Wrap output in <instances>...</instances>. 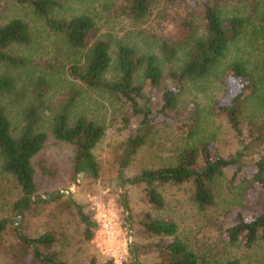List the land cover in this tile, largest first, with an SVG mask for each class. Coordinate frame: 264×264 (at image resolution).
<instances>
[{
	"label": "trees",
	"instance_id": "obj_1",
	"mask_svg": "<svg viewBox=\"0 0 264 264\" xmlns=\"http://www.w3.org/2000/svg\"><path fill=\"white\" fill-rule=\"evenodd\" d=\"M15 1L34 8L36 14L46 18L49 30L67 48L66 59L74 57L67 72L80 85V89L66 93L61 99H49L51 81L47 76L52 79L57 77L64 63L59 67L57 61L39 63L27 55H14L12 50L16 47L31 49L35 44V35L29 24L18 18L0 24V164L2 171L14 177L22 189V197L16 202L15 209L27 212L38 201L37 172L33 160L42 152L50 136L76 146L79 173H86L89 169L92 175L98 176L93 150L104 138L106 129L86 116L72 120V112L84 91H100L119 101L122 108L130 112V116L123 113L120 117L121 126L127 128L132 125V117L136 120L135 134L127 139L119 161L121 179L134 156L156 129L175 125L192 142L181 151L174 166L144 170L124 183L144 185L148 204L160 209L165 202L158 186L191 182L195 202L201 210H207L216 203L215 181L232 171L231 181H240L243 189V202L248 197H255L261 210L252 218L236 212L231 223L220 225L222 233L232 244L243 242L247 248L264 242V123L260 133L249 128L245 137V111H242V107L253 100L260 101V105L264 106V94L259 95L258 80L246 63L234 61L219 70L231 47L247 28L253 27L264 42V9L259 10L257 4L253 5L256 0H190V10L181 19L175 36H168L161 42L162 58L166 64L173 66L168 73H164L156 56L139 54L134 47L125 44L113 48L110 41L97 38V23L91 14L70 19L54 18L52 12L63 7L59 0ZM121 1V14L138 23L150 16L157 2ZM230 1L247 2L250 6L247 15L225 14L224 8ZM4 2L0 0V12ZM79 52L82 56L78 55ZM182 55L184 60L177 66ZM40 65L48 66L44 70L49 71L35 79V71L42 67ZM141 71V82H138ZM262 71L264 79V61ZM212 76L221 82L222 79L223 82L225 79L226 82L232 80L239 86V91L230 102L217 104L213 111L195 110L185 114L178 111L179 99L185 90L191 84L209 80ZM165 80L169 86L158 93ZM9 103L22 111L21 126L16 133L8 115L11 109ZM210 113L211 117L220 121L219 133L207 141L208 138L201 139L199 136L202 133L201 124L206 114ZM251 122L248 124L251 125ZM46 123L49 130H46ZM226 130L235 142L228 156L222 155L221 145ZM41 171L48 174L44 165H41ZM71 202L84 226L86 240L92 241L97 224L81 205ZM12 224V220L0 221V243ZM139 224L146 234L161 238L154 245L159 255V261L154 264H211L207 255L201 256L179 238V227L175 222L147 213ZM14 231L18 244L9 251L14 264H66L55 253L44 256L40 252L41 247L49 249L56 243L54 236H26L20 225ZM164 238L170 240L166 242ZM133 259L136 260L135 254ZM226 264L235 263L227 261Z\"/></svg>",
	"mask_w": 264,
	"mask_h": 264
},
{
	"label": "rangeland",
	"instance_id": "obj_2",
	"mask_svg": "<svg viewBox=\"0 0 264 264\" xmlns=\"http://www.w3.org/2000/svg\"><path fill=\"white\" fill-rule=\"evenodd\" d=\"M61 9H55L52 17L70 19L73 16L91 14L97 23V38L110 41L113 48L118 44L134 47L139 54L153 55L158 58L159 65L168 73L172 64H166L161 55V42L168 36H175L176 28L181 19L186 17L192 1L171 2L157 0L152 12L143 22L121 14V0H59ZM259 10L264 9V0H256L253 5ZM250 6L247 2L230 1L224 8V13L247 15ZM27 22L35 35V44L29 48L16 47L12 53L17 56L32 57L39 63H53L64 67L59 69L57 77L52 79L49 99L56 101L66 93L80 89V85L68 74V66L74 57L67 58V48L60 44L56 36L47 26L46 18L36 14L34 8L19 5L15 0H5L0 12V24L12 19ZM78 55L82 56L79 52ZM58 57V59L56 58ZM184 56L176 63L181 65ZM234 61L246 63L248 70L256 77L259 84V95L264 94L263 61L264 42L259 38L253 27L247 28L242 36L233 44L230 52L221 63V69ZM42 66V65H40ZM48 66L39 67L34 78L45 75ZM49 75V74H47ZM110 77V75H109ZM142 71L137 77L141 82ZM169 83L165 80L157 90H164ZM239 86L229 80L222 82L214 76L209 80L191 84L179 99L178 111L182 114L190 111H213L217 104H226L239 91ZM10 104V103H9ZM9 118L13 130L20 128L22 122L21 108L10 104ZM244 112L243 134L248 136V129L260 133L264 123V106L260 101L253 100L242 107ZM130 112L122 108L119 101L100 91H84L72 112V120L86 116L102 124L106 129L104 138L93 150L98 165V176L89 173H79L76 167V146L59 142L50 136L42 152L33 160L36 168L35 183L38 200L30 210L23 212L14 208L22 197V189L14 177L4 173L0 164V221L12 220L11 225L0 243V264H14L10 249L18 244L14 229L20 225L21 231L30 237L50 234L56 243L49 249L41 247L44 256L55 253L59 260L66 264H154L159 261V255L154 247L161 238L146 234L139 222L147 213L167 221L175 222L179 227L178 236L191 249L201 256L207 255L209 262L235 264H264V242H259L252 248L244 246L243 242H229L220 225L231 223L236 212L252 218L260 213L255 197L243 202L240 181H231L233 172L215 181L216 203L207 210H201L193 197V183H168L157 187L165 205L163 208L151 207L146 199L144 185H131L130 180L144 170L171 167L177 163L179 154L189 142L181 129L175 125L163 126L155 130L146 145L134 156L130 166L125 171L123 179L119 173V161L127 139L135 134L136 120L132 117L127 128L121 126L120 117ZM203 120L202 133L199 136L210 141L218 132L220 121L216 117ZM249 121L251 125H249ZM49 130L48 123L45 124ZM50 134V132H49ZM222 155L228 156L235 147L232 134L226 130L221 138ZM212 147V146H211ZM213 149V147H212ZM214 151V149L212 150ZM44 165L48 174H43ZM81 174V175H80ZM241 179V178H240ZM58 192L57 196L48 198ZM47 201V202H46ZM71 201L81 205L97 224L95 236L87 241L84 236V226L77 210ZM21 211V212H20ZM103 214L115 225L118 233V252L114 256L104 254L97 245V238L102 229ZM168 242L169 238H164ZM131 251H134L136 260Z\"/></svg>",
	"mask_w": 264,
	"mask_h": 264
},
{
	"label": "built area",
	"instance_id": "obj_3",
	"mask_svg": "<svg viewBox=\"0 0 264 264\" xmlns=\"http://www.w3.org/2000/svg\"><path fill=\"white\" fill-rule=\"evenodd\" d=\"M102 229L97 238V245L104 254L114 256L118 252V233L115 225L103 214Z\"/></svg>",
	"mask_w": 264,
	"mask_h": 264
},
{
	"label": "water",
	"instance_id": "obj_4",
	"mask_svg": "<svg viewBox=\"0 0 264 264\" xmlns=\"http://www.w3.org/2000/svg\"><path fill=\"white\" fill-rule=\"evenodd\" d=\"M86 172L89 173V172H90L89 169H87ZM80 175H81V174H80ZM58 194H59V193L56 192V193H54L53 195H48V198H51V197H53V196H57ZM20 212H21V211H20Z\"/></svg>",
	"mask_w": 264,
	"mask_h": 264
}]
</instances>
